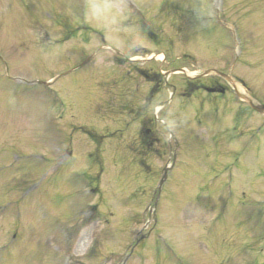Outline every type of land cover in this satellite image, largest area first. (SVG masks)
Returning a JSON list of instances; mask_svg holds the SVG:
<instances>
[{"label": "rangeland", "instance_id": "rangeland-1", "mask_svg": "<svg viewBox=\"0 0 264 264\" xmlns=\"http://www.w3.org/2000/svg\"><path fill=\"white\" fill-rule=\"evenodd\" d=\"M132 1L144 18L114 0H0V264H264V115L241 109L234 122L240 101L227 81L193 78L220 71L264 104V0H220L240 53L223 24L202 20L214 14L211 0ZM39 28L50 45H37ZM106 44L136 59L117 66ZM91 53L81 75L52 79ZM162 66L189 74L171 75L155 93L163 98L143 105L154 83L136 71ZM22 76L56 82L67 108L54 129L41 120L47 100L27 96ZM172 85L178 95L160 112ZM216 85L227 92L202 89ZM153 114L162 121L149 127ZM143 127H156L144 143ZM59 146L71 149L67 160L53 158ZM41 151L52 155L40 162ZM76 171L94 179L91 215L103 222L87 225L83 200L71 214ZM71 222L69 242L55 228Z\"/></svg>", "mask_w": 264, "mask_h": 264}, {"label": "water", "instance_id": "water-1", "mask_svg": "<svg viewBox=\"0 0 264 264\" xmlns=\"http://www.w3.org/2000/svg\"><path fill=\"white\" fill-rule=\"evenodd\" d=\"M258 110H264V106H260V108H257Z\"/></svg>", "mask_w": 264, "mask_h": 264}]
</instances>
